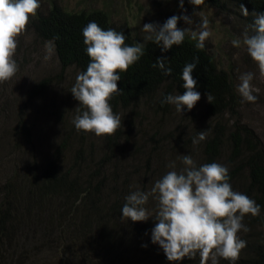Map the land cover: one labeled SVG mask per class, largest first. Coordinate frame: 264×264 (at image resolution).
Masks as SVG:
<instances>
[{
	"label": "trees",
	"instance_id": "16d2710c",
	"mask_svg": "<svg viewBox=\"0 0 264 264\" xmlns=\"http://www.w3.org/2000/svg\"><path fill=\"white\" fill-rule=\"evenodd\" d=\"M204 3L221 11L237 9L250 25L255 22L254 13H264V0H204ZM242 6L248 15H244ZM90 21L104 30L123 32L128 46L145 44L140 59L126 72L118 73L121 91L109 101L113 113L121 118V127L114 135L101 136L95 144L94 136L77 131L72 120L51 146L37 173L21 183L7 181L3 185L6 189L0 199V264L11 263L12 251L7 247H15L21 237L42 244L51 236L50 245L66 250L75 264H199V255L196 259L186 257L170 262L163 249L152 242L158 210L154 197L150 196L144 205L151 216L147 221L123 218L121 209L132 192H150L167 173L171 161L181 163L182 155H188L193 138L200 131L207 135L196 145V153L190 154L196 166L210 163L226 166L232 190L247 195L260 206L258 216L248 214L242 220L249 231L237 234L246 241L239 259L232 262L218 258V264H264V150L253 129L238 121L236 94L227 72L218 68L206 46L197 49L192 35L185 34L182 44L162 52L154 42L132 35L126 23H113L107 10L70 11L53 2L46 12L35 15L32 25L39 41L49 43L54 50L60 67L57 76L69 67L78 74L86 71L90 58L83 42V29ZM158 57L168 59L171 75L153 67ZM193 62H197L192 76L197 81L195 90L205 100L202 115L206 123L191 131L178 130L176 126L154 133L147 145L136 138L131 141L132 127L137 129L134 123L141 118V112L172 114L174 105L161 101L169 94L184 93L182 70ZM52 79V76L41 78L26 95L43 96ZM208 93L212 97L210 102ZM76 102L74 113L77 111L78 115L84 109ZM225 112L235 117L232 125L222 120ZM26 126L23 124L21 129L26 134L25 141L30 143ZM142 153L145 158L139 170L141 166L137 167L133 161ZM180 167L177 172L182 170ZM5 252L10 254L7 259Z\"/></svg>",
	"mask_w": 264,
	"mask_h": 264
},
{
	"label": "clouds",
	"instance_id": "9594fccd",
	"mask_svg": "<svg viewBox=\"0 0 264 264\" xmlns=\"http://www.w3.org/2000/svg\"><path fill=\"white\" fill-rule=\"evenodd\" d=\"M183 9L184 0H179ZM195 6L204 4V0H189ZM40 4L38 0H0V83L10 80L18 71L13 59L18 46L17 38L26 30L29 19L35 16ZM244 15L248 10L242 6ZM254 34L243 35V44L251 59L257 64L259 74L264 77V13H254ZM183 19L191 25L187 15L172 16L163 25L147 23L143 25L145 42L157 44L162 52L174 45L183 43L187 28L177 27ZM199 33L193 31L191 38L196 40L197 49L205 47L210 36L208 21L200 24ZM83 42L90 58L87 69L76 77L71 89L74 98L84 111L73 119L77 131L91 132L96 136H111L121 127V118L113 113L109 101L121 90L117 82L118 73L126 72L144 54V43L133 46L125 44L126 36L114 29L104 30L95 21H90L83 29ZM239 47L240 39L232 41ZM198 61V58H194ZM166 57H158L153 67H159L164 75H171ZM197 62L188 63L182 70V95H167L161 103L175 106L178 113L186 107L191 111L201 99L196 91L197 81L192 73ZM254 74L247 72L239 77L237 91L245 101L255 102L251 81ZM210 102L212 97L207 94ZM207 133L200 131L193 138L194 145L206 139ZM184 165L181 171L175 170L173 162L167 172L157 180L150 192L134 191L128 195L121 209L122 217L133 222L147 221L151 216L144 207L149 197L158 201L155 215V227L152 229V242L158 244L170 262L184 258L196 259L199 264H218V258L235 262L239 259L246 241L238 237V232L249 231L242 223L245 215L258 216L260 206L247 195L232 190L228 169L219 163L196 166L191 155H182ZM146 247V245H144Z\"/></svg>",
	"mask_w": 264,
	"mask_h": 264
},
{
	"label": "rangeland",
	"instance_id": "374dc122",
	"mask_svg": "<svg viewBox=\"0 0 264 264\" xmlns=\"http://www.w3.org/2000/svg\"><path fill=\"white\" fill-rule=\"evenodd\" d=\"M40 7L36 14L47 11L50 4L55 2L63 8L74 11L79 9H103L110 14L115 24L126 23L132 35L143 39L146 33L143 25L154 23L163 25L172 16L187 15L193 21L191 25L186 24L183 19L179 20L177 27L189 29L186 34L192 35L195 31H201V21L207 19L210 36L205 41V46L212 54L218 68L227 72L236 94V111L238 121L253 129L264 150V77L259 74L257 64L251 59L243 44V35L247 32L254 34V27L246 23L242 12L230 7L221 11L206 3L195 6L184 0L183 9L179 0H38ZM30 17L26 30L17 38L18 46L13 59L18 65L16 74L5 82L0 83V199L5 191L3 185L7 181L21 183L26 177L37 173L43 165L45 157L51 146L59 138L61 133L75 118L77 111L76 99L71 89L76 82L78 72L69 67L61 76L58 60L52 46L49 43L41 42L35 36L32 20ZM240 39L239 47L233 46L232 41ZM251 72L254 78L251 81L253 95L257 97L255 102H248L237 91L241 74ZM52 76L53 79L47 88L46 93L41 97H28L26 92L31 85L43 77ZM205 100L203 97L189 111L185 107L182 114L173 107L172 114L160 116L150 112H141V118L136 119L130 135L143 142L145 145L150 141L151 135L163 132L177 126L195 130L200 128L206 119L202 115ZM222 120L227 125H232L235 120L233 115L225 112ZM26 124L30 133V143L25 141V132L21 127ZM91 133V132H90ZM94 136L92 139L100 141L101 136ZM187 151L190 155L197 151V144ZM145 156L142 153L133 162L143 168ZM153 159V157H152ZM175 163V170L184 165L178 160ZM129 164V163H127ZM150 164V163H149ZM170 164V165H171ZM169 165V166H170ZM180 167V169H181ZM173 170L167 168V172ZM178 171V170H176ZM23 185V184H22ZM39 230V229H38ZM37 230V231H38ZM53 236L42 244L29 242L21 237L17 245H9L5 257H12L8 264H75L71 255L64 249H55L50 245ZM23 240V244H22ZM46 244H49L48 247ZM21 245V247H20ZM56 251H55V250Z\"/></svg>",
	"mask_w": 264,
	"mask_h": 264
}]
</instances>
